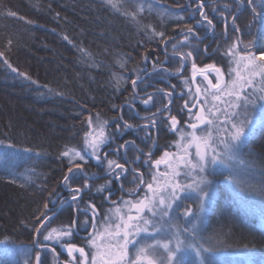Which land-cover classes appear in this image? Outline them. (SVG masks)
Masks as SVG:
<instances>
[{"label":"trees","instance_id":"obj_1","mask_svg":"<svg viewBox=\"0 0 264 264\" xmlns=\"http://www.w3.org/2000/svg\"><path fill=\"white\" fill-rule=\"evenodd\" d=\"M114 2L119 11L105 0H0V240L9 236L8 247L12 252L6 258L4 245H0V264L5 259L11 264H24L26 259L36 264L33 239L40 241L41 236L35 233L39 226L37 219H43L42 213L48 217L53 213L54 206L65 196L63 190L79 187L83 196L76 205L89 210L90 205H95L101 217L108 214L110 206L106 196L114 201L121 195L113 179L102 177L109 171L107 163L100 160L91 164L92 155L84 146L89 117L93 124L97 115L101 122H107L104 125L107 138L98 152L100 159L103 146L109 141L117 144L118 127L151 123L153 119L158 128L156 156L163 157L166 151L174 153L180 136L172 130L163 132V128L170 129V116H176L178 127L191 122L184 104L198 103L189 99L195 94L191 84L192 63L198 68L214 64L224 73L234 70L239 57L234 59L226 52L237 38L242 54L249 43L253 53L264 51V26L253 23L247 0ZM201 4L212 21L211 26L201 18L198 10ZM10 12L15 15H9ZM188 25L194 27L195 35L188 34V42L182 44ZM258 29L262 34H258ZM160 32L168 39L155 35ZM189 51L193 55L183 67L190 70L188 75L181 72L180 54ZM208 75L212 82L216 80L215 73ZM224 78L229 79L227 75ZM197 79L196 76L197 87L203 92L207 81ZM133 80L137 82L135 88ZM163 92H171L172 98L165 97ZM149 95L153 99L145 104ZM261 103L264 102L249 107L258 124L235 159L245 161L239 163L240 186L236 197L221 185L226 179L224 174L206 173L218 183V196L198 236L207 239L208 244L204 243L207 248L212 247L208 237H216L215 245L221 252L218 250L214 259L219 264H260L264 260ZM198 107L192 112L198 111ZM219 107L227 108V103ZM240 112L243 119V109ZM67 148H74L84 156L83 161H77L84 168L70 165L68 158L60 155ZM217 148L222 151V145ZM146 161L149 170L156 160ZM185 171L181 168L179 177ZM165 172L170 173L169 168H161V174ZM65 175L69 176L67 181ZM145 181L148 184L152 178L146 176ZM101 186L103 191L98 190ZM252 188L257 190L251 191ZM127 189L134 190L133 183ZM76 214L78 225L81 221L78 207ZM74 215L71 210L66 216L55 218L54 223L70 226ZM194 244L200 245L195 241ZM42 264H47V260Z\"/></svg>","mask_w":264,"mask_h":264},{"label":"snow or ice","instance_id":"obj_2","mask_svg":"<svg viewBox=\"0 0 264 264\" xmlns=\"http://www.w3.org/2000/svg\"><path fill=\"white\" fill-rule=\"evenodd\" d=\"M106 3L110 4L112 8L119 11L117 8V3L114 0H105ZM248 5L251 6L253 23L259 22L264 26V9L257 11L255 7V0H247ZM200 15L203 20H207L209 26L212 25V21L203 12V4L199 6ZM139 11H143L140 8ZM9 15H15V13H9ZM135 18V14H132ZM179 19H183L180 17ZM197 24L200 21H196ZM237 32L240 31L239 28L235 29ZM184 31V30H182ZM186 35L184 36V41L181 43H186L189 40V35H195V29L193 26H186ZM155 35L160 36L162 40H167L168 38L164 36V33H155ZM239 39L228 47L226 55L233 57H239L236 59L237 68L235 70H230L228 73H224L221 68L216 67L214 64L205 65L204 68H198L196 63H192V82L195 83L196 76L199 75L203 77L204 81H207V87L201 91L198 86L194 95L190 96L189 99L199 103H192L189 106L188 101H185L184 107L188 110L191 116V122L188 123V128L191 131H185L183 128L178 127V120L176 116H170V130L178 132L180 140L176 143L178 152L170 153L165 152L161 159L154 161V166H159L161 163L168 165L172 172H165L158 175H153L152 182L147 184L148 192L152 193L151 196L145 195V198L139 200L135 203L128 201L126 204L129 206V211L135 209L136 215H122L119 208L115 209V216L119 217V221L115 223H110L103 232L96 230L95 216L96 207L95 205H90L91 211L93 213V229L94 232L89 234L87 240L88 246L92 249L91 252H86L85 248L77 247L74 244L67 243L62 245L67 248L69 257H72L77 264H185V254H184V241L180 238V232L177 231L174 236L175 247H172V241L156 242L155 244H147L141 246L137 249L135 257L129 255V245L135 247L136 243L139 241L135 240V237L141 232H147L150 221L144 219L142 213L147 210L153 215H156L157 207H159L161 219L168 216V212L165 209H170L172 207V202L180 198L181 192H186L191 190L197 193L199 199V209L203 212L205 209V204L212 198V194L208 190L209 181H207L204 175H200L199 179L193 180L188 184H181L177 177L180 176V169H192L198 170L199 173L203 174L207 169L216 164H224L227 161L237 159L236 153L239 151L242 145L245 144L246 138L254 132L257 127V120L251 117L249 112V107L255 108L258 101L264 102V51H259L258 53H253L250 51L252 44L249 43L245 46V49L239 50ZM176 48V45H173ZM193 55L191 51L186 54H180L181 67H184V62ZM146 58V57H145ZM243 64V69L240 70V65ZM123 67V65H121ZM15 71V69H13ZM167 71V69H165ZM177 72L180 71L179 68L176 69ZM233 71L235 75L233 77ZM213 72L216 76V82L213 83L209 79V73ZM227 75L229 79L225 80L224 77ZM257 78H259V86H257ZM119 82V81H118ZM136 80L132 81L133 87H136ZM187 83V80L185 81ZM248 89H252L248 92ZM159 91H163L160 89ZM203 95V100L201 101V96ZM171 92H166L165 97H171ZM211 98V102L209 101ZM232 98V99H227ZM153 97L148 96V99L144 101L148 104ZM227 103V108L221 109L219 104ZM167 110V105L163 106ZM198 111L192 112L193 108H197ZM261 111L264 112V103L260 104ZM243 109V119H240L241 112ZM161 109H157L160 112ZM155 116V113L153 114ZM221 115L224 119L221 121ZM107 122H101L99 116L96 118V125L93 127V121L91 117L88 120V126L92 131L85 134L84 143L88 148H91V155L97 160H100L98 152L100 151V146L105 143L106 136L104 132V125ZM261 126H264V117L259 121ZM221 125H224L223 127ZM151 126H156V120L151 121ZM206 130V134H199L201 127ZM125 127H131V125L126 124ZM215 132V135H213ZM221 133L224 134L223 139H219ZM218 145H222V151H217ZM8 147H14L13 145H8ZM195 147V159L191 158L192 153L189 149ZM264 148V144H261ZM25 151H28L27 149ZM62 157H67L70 165H74L79 168L80 165L77 161H83L84 156L74 148H67L60 154ZM150 155V154H149ZM147 163V161H146ZM240 164H244L245 161L240 160ZM107 167L110 173L114 174L116 180L120 179V173L115 170L120 169L124 171V165L118 163L115 160H108ZM68 172H72V167H69ZM190 175L191 173H186ZM163 176V183L159 182V177ZM69 179L68 175H65L64 180ZM232 183H235L237 187L240 186L239 181L235 177H228ZM140 183L143 184L144 180L141 176ZM155 185V187H154ZM85 188L89 187L86 183ZM104 186H101L100 191H103ZM171 189L170 193L168 190ZM243 190V189H241ZM257 189L252 188L251 191H256ZM75 195L72 199L75 201L77 196L81 192L80 188L72 189ZM261 194H264V187L260 189ZM164 193H168L167 198H165ZM158 204H157V199ZM107 199V197H106ZM115 203V202H113ZM47 208V204H45ZM191 208H187L184 212L185 216L191 213ZM43 219L38 218V227L35 228V233L37 236L42 234V229L46 227L45 221L49 220L46 213H42ZM109 220V217H105ZM143 222L144 227H141L140 222ZM76 225L74 220L72 226ZM196 226L193 224L191 228L185 227L183 229L184 233L195 234ZM158 231V229H154ZM71 227L62 226L60 228H52L46 235H43L44 241H55L60 242L62 238L70 236ZM9 236H5L3 240H0V245H4V256L9 257L12 252L8 247V241H10ZM33 244L38 248H47L48 245L42 243L38 239H33ZM188 248H192L195 251L196 256L199 258L202 253H208L200 260V264H219L214 256L218 249L213 247H204L203 244L194 247L193 245H187ZM246 247V246H245ZM162 248L166 253L164 258L156 256V249ZM55 249H53V252ZM78 252L79 257H73V253ZM4 264H11V261L5 259ZM24 264H31V261L26 259ZM36 264H40V252H36ZM264 264V260L260 262Z\"/></svg>","mask_w":264,"mask_h":264},{"label":"flooded vegetation","instance_id":"obj_3","mask_svg":"<svg viewBox=\"0 0 264 264\" xmlns=\"http://www.w3.org/2000/svg\"><path fill=\"white\" fill-rule=\"evenodd\" d=\"M255 7L257 11H261L262 9H264V0H255ZM247 8L249 9V12L252 14L251 6H249L248 3H247ZM243 9L244 8H242L241 10ZM258 34H262L259 31V29H258ZM181 72H184L185 74L188 75L190 74V70L188 69L184 70V68L181 70ZM197 77H198L197 80H201L203 78L199 75H197ZM215 82L216 80L214 78L213 83ZM196 83L197 81L195 83L192 82V76H191V84L194 86L193 89L195 92H196L195 86L197 87ZM204 88L205 87H203V89ZM163 93L165 94L166 92ZM170 98H172V96ZM180 128H183L185 131H189L187 125L180 126ZM163 129H164L163 132L164 131L171 132V130L168 129L167 126L164 127ZM157 131H158L157 126L152 127L151 123H142L137 126H131V127H125V126L118 127L116 130L117 144L114 145L112 144L111 141H109L105 146L102 147V159L100 160H103V163H107L108 160H120L117 162L124 165V171H121L120 169L115 170L117 173H120L119 180H116L114 178V174L110 173L109 171L102 176L105 178L113 179L114 182L118 184L121 195L114 201H110L109 195L106 196L107 197V199L105 198L106 202L108 204L110 203V206H107L108 214L101 217L100 214L97 213L95 216L96 230H98L99 232H103L110 223H115L119 221L117 220V216H115L116 208H119L121 210L122 215L135 216L136 215L135 209L129 211V206L126 204V202L131 201L135 203L139 200L144 199L146 194L148 196H151L152 193L148 192L145 177L148 176L149 178H153V175L159 176V174H161V168H166V167L169 168L168 165L165 163H161L159 166H154L153 163L151 164L152 165L151 169L147 170L148 168H147L146 160H158L162 158V157L158 158L156 156ZM176 152H178V150H176L174 153ZM91 159H92L91 164H94L95 161L96 162L100 161L93 156H91ZM139 164H141V166H139ZM86 165H88L87 162H85V166ZM79 168L81 169L84 168V165H80ZM142 170L144 172H142ZM141 176L143 177L144 180L143 184L140 183ZM161 177L162 176L159 177V182L163 183V181L161 180H164V177L163 178ZM130 182L133 183L134 190L127 189V186ZM76 188L79 187L75 186L63 190L65 196L63 195L61 197L58 205L56 204V206H54L53 213L51 212V214L49 215L50 221L47 222L46 228L43 230L40 236V241L42 243L47 244L48 247L47 248L35 247L36 251L40 252V264L44 263L45 260H47V264H77V262L73 260L72 257H69L67 248L62 246L67 243L74 244L77 247H83L85 248L86 252L92 251V249H90V247L88 246L87 240L89 238V234L94 232L93 223H92L93 213L89 209L80 208L78 205H76L75 202L80 201L83 196V192L81 191L75 201L72 199V196L75 195L72 189H76ZM113 193L116 192L114 191ZM77 207H78V212L80 213L79 218L81 217V221L78 222V225L72 226L71 224L69 226L71 227L72 234L68 237L62 238L60 242L44 241L43 235H46L48 231H50L52 228L62 227V225L59 224L57 225V223H54L55 218H57L58 216L64 217L67 215V213H69V211L73 210L75 212L73 219L77 222V214H76ZM147 213L148 211L145 210L144 215H146ZM105 217H109L110 219L106 220ZM88 219H90V223L88 222ZM99 221L100 223H98ZM140 224L143 225L141 222ZM163 229L167 230V225L166 227L163 225ZM76 242L79 245L75 244ZM53 249H55L54 252ZM129 255L130 256L132 255V248L130 247H129ZM73 257L78 258L79 253L74 252Z\"/></svg>","mask_w":264,"mask_h":264},{"label":"rangeland","instance_id":"obj_4","mask_svg":"<svg viewBox=\"0 0 264 264\" xmlns=\"http://www.w3.org/2000/svg\"><path fill=\"white\" fill-rule=\"evenodd\" d=\"M242 67H243V64L240 65V68H242ZM234 75H235V72L233 71V77H234ZM257 80L259 82V78H257ZM248 90H250V89H248ZM209 101L211 102L210 97H209ZM223 119L224 118H222L221 121ZM255 119L257 120L258 118H255ZM95 125H96V123L93 124V127H95ZM221 126L223 127L224 125H221ZM103 130H105V128ZM90 131H92V129L89 128L87 133ZM199 134H201V135L206 134V130L202 129ZM213 135H215V132H213ZM223 138H224V134L221 133L219 139H223ZM84 146L86 147L87 150H89V152L91 154V151H92L91 148H88L85 145V143H84ZM195 151H196L195 147H192L189 149V152L192 153L191 158L193 160L195 159ZM217 151H221V150L219 148H217ZM236 157H237V153H236ZM239 161L240 160H231V161H227L224 164L212 165L203 174L199 173L198 170L186 169L183 177H177L176 179H178L181 184H188V183H191L195 179H199L200 175L205 176L206 173L207 174L209 173L211 176H213V175L221 172L222 174H224L226 176V179L221 182V185L226 187V189H228V191L232 192L231 194L234 197H236L237 190H239V187H237V185L235 183H232V181L230 179H227V178L228 177H235V179L237 181H239V184H240ZM170 172H172V169H170ZM186 173H191V174L187 175ZM206 179H207V181H209L208 190L212 194V198L205 204V209L203 212H200V209H199V199H198L197 193H195L191 190H188L186 192H181L179 194L180 198L177 200H174L172 202V207L170 209H165L168 212V216L163 217V219H161L159 207H157L156 215H153L151 212H148L146 214L147 215V217H146V215H144V213L142 214L144 219L149 220L150 223H149V225H147V228H148L147 232H141L135 237V240L139 241V243H136L135 247H133L132 245H129V247L132 248V255L131 256L133 258L135 257V254H136V251L138 248H140L141 246L147 245V244H155L158 241L159 242L172 241V247H175L174 236H175L177 231H179L181 234V229H182V237L183 238L181 237V235H180V238H181V240L184 241V245H185V247H184L185 264H200V260L203 259V256L205 257V255H204L205 253H202V256L198 258L195 254V251L192 248H188L187 245L191 244L194 247H196L197 245L194 244V241L196 243L199 242L200 244H203L204 246L207 243V239H204V238L202 239V237L198 236V234L201 231L203 223L206 221L207 214H208L209 210L212 208L215 200L217 199L218 183L214 179L207 177V175H206ZM170 191H171V189L168 190L169 193H170ZM164 195H165V198H167L168 193H164ZM156 199H157V204H158L159 198L157 197ZM241 205H243V204H241ZM187 208H191L192 211H191V213H189L188 216H185L184 212ZM244 209L247 210V207H244ZM117 220H119V217H117ZM183 222L190 223V225L184 226L185 224H182ZM141 223L143 224L142 221H141ZM193 224L196 226L195 234L189 236V234L184 233L183 229L185 227L191 228ZM163 225L165 227L167 225V230L163 229ZM182 226H183V228L180 229V227H182ZM141 227H144V225H141ZM177 228H178V230H177ZM154 229H158V231H155ZM212 237H208L209 244L213 248L217 249V246L215 245V240H214V239H216V237H214V236H212ZM203 240H204V242H203ZM218 250H219V247H218ZM219 252H221V251L219 250ZM155 254H156V256L161 257V258H164L166 256V253L164 252V250L162 248H157Z\"/></svg>","mask_w":264,"mask_h":264},{"label":"water","instance_id":"obj_5","mask_svg":"<svg viewBox=\"0 0 264 264\" xmlns=\"http://www.w3.org/2000/svg\"><path fill=\"white\" fill-rule=\"evenodd\" d=\"M193 80V79H192ZM197 87L195 86V89H196Z\"/></svg>","mask_w":264,"mask_h":264}]
</instances>
